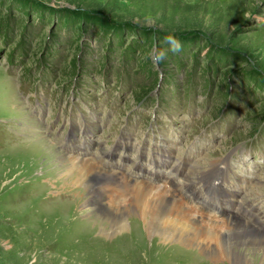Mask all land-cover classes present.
<instances>
[{
	"label": "rangeland",
	"instance_id": "374dc122",
	"mask_svg": "<svg viewBox=\"0 0 264 264\" xmlns=\"http://www.w3.org/2000/svg\"><path fill=\"white\" fill-rule=\"evenodd\" d=\"M169 30L186 44L178 59ZM72 143L95 167V154L121 155L128 174L150 173L165 150L194 184L229 156L222 183L241 205L230 219L254 228V209L264 221V0H0V264H130L90 257L91 197L57 161L81 159ZM146 264L206 261L174 245Z\"/></svg>",
	"mask_w": 264,
	"mask_h": 264
},
{
	"label": "bare ground",
	"instance_id": "6f19581e",
	"mask_svg": "<svg viewBox=\"0 0 264 264\" xmlns=\"http://www.w3.org/2000/svg\"><path fill=\"white\" fill-rule=\"evenodd\" d=\"M36 149L50 161L52 147L39 143ZM82 158L59 155L57 161L59 166L64 164L60 174L63 181L78 189L80 200L86 195L91 197L86 198L83 207H87L85 224L93 225L92 233L85 234V240L94 249L93 257L90 256L93 260L111 255L115 261L129 257L126 262L130 264H146L149 258L169 253L175 245L197 252L206 264H264L263 233L237 219L216 217L199 202L195 204L184 197L168 199V195L174 197L176 187L179 189L180 181L176 178L166 175L162 181L153 182L138 174L126 175L118 165L103 159L95 167L90 159ZM217 168L223 170L222 179H228L224 171L227 163L222 162ZM232 192V199L239 204V197ZM93 232L99 233L96 239ZM113 235L117 236L115 241H109Z\"/></svg>",
	"mask_w": 264,
	"mask_h": 264
},
{
	"label": "clouds",
	"instance_id": "9594fccd",
	"mask_svg": "<svg viewBox=\"0 0 264 264\" xmlns=\"http://www.w3.org/2000/svg\"><path fill=\"white\" fill-rule=\"evenodd\" d=\"M165 41L169 45V49L173 53H178L179 51H181V47H182L181 46V43L177 39V37L174 34V31L173 30H169L168 34L165 37ZM166 54L167 53H166L165 50L157 49L155 46H153L152 49L149 52V56L157 64H159L162 60L165 59ZM162 75L163 74H161V77H162ZM33 264H35V261H33Z\"/></svg>",
	"mask_w": 264,
	"mask_h": 264
},
{
	"label": "trees",
	"instance_id": "16d2710c",
	"mask_svg": "<svg viewBox=\"0 0 264 264\" xmlns=\"http://www.w3.org/2000/svg\"><path fill=\"white\" fill-rule=\"evenodd\" d=\"M82 20H83V22H84V19H82ZM81 22H82V21H81ZM93 23H94V22H93ZM95 23H100V22L95 21ZM179 41H180V40H179ZM180 43H181V46H182V47H181V51H179L178 54H177L176 57H175V58H177V59L181 56V52H182V51L184 50V48L186 47V44H185L184 42H180ZM129 51H130V50H129ZM129 51H128L127 53H125V55H130V52H131V51H130V52H129ZM211 53H212V52H211Z\"/></svg>",
	"mask_w": 264,
	"mask_h": 264
}]
</instances>
